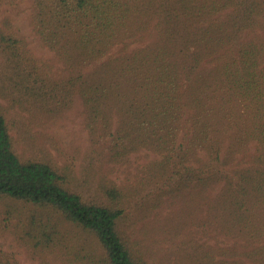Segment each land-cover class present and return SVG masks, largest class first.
Returning a JSON list of instances; mask_svg holds the SVG:
<instances>
[{
    "label": "trees",
    "instance_id": "16d2710c",
    "mask_svg": "<svg viewBox=\"0 0 264 264\" xmlns=\"http://www.w3.org/2000/svg\"><path fill=\"white\" fill-rule=\"evenodd\" d=\"M34 2L60 66L22 46V85L32 79L58 111L79 99L113 161L158 155L133 191L161 183L194 205L213 237L194 264H264V0ZM11 138L0 111V197L27 206L18 215L35 249L64 264H138L117 229L129 186L103 176L108 202L87 199L71 167L23 158ZM0 264L19 263L0 250Z\"/></svg>",
    "mask_w": 264,
    "mask_h": 264
},
{
    "label": "rangeland",
    "instance_id": "374dc122",
    "mask_svg": "<svg viewBox=\"0 0 264 264\" xmlns=\"http://www.w3.org/2000/svg\"><path fill=\"white\" fill-rule=\"evenodd\" d=\"M34 0H0V111L4 114L15 150L23 157L47 158L58 166L67 164L73 187L84 196L108 202L101 192L99 180L106 176L130 191L122 207L124 214L117 229L138 264H194L197 247L207 248L213 241L211 231H202L192 221L194 214L180 196L157 183L148 189L133 185L140 169L158 158L148 149L131 152L126 162L118 163L108 154L107 143L99 133L91 134L84 124L81 101L59 106L49 93L37 89L32 79L20 82L16 66L22 70L21 47L36 57L50 61L56 69L60 63L44 46L35 31ZM26 65L24 74L29 73ZM59 73L61 70L58 71ZM88 179V180H87ZM106 180V179H105ZM27 206L22 202H6L0 197V250L19 264H64L60 256L35 249L30 235L19 220ZM13 216V217H12ZM196 264V263H195Z\"/></svg>",
    "mask_w": 264,
    "mask_h": 264
}]
</instances>
